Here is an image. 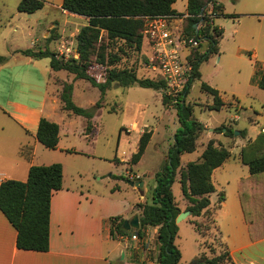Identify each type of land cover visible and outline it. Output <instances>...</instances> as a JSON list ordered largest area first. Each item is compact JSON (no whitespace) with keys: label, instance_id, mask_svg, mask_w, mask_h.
<instances>
[{"label":"rangeland","instance_id":"obj_1","mask_svg":"<svg viewBox=\"0 0 264 264\" xmlns=\"http://www.w3.org/2000/svg\"><path fill=\"white\" fill-rule=\"evenodd\" d=\"M20 1L0 0V55L6 57V61L0 65V105L12 112L16 102L34 104L33 101L42 99L47 85H50L52 95H58L63 84L69 82L74 85L73 99L76 104L85 108L92 107L101 97L97 87L85 79L75 78L74 74L66 70L54 72L50 58L34 59L22 53V50L27 49L49 48L59 56L79 57L77 53L79 30L76 27L78 26L79 29L82 27L83 19L76 17L74 13L63 12L61 8L63 0H44V7L34 13L19 11ZM240 5L242 4L237 5L238 12L235 13L238 15L237 18H229L227 21L225 18H220L221 21H225V30L219 52L213 53L209 59L200 64L201 81L217 88L224 97L225 105L220 111L209 109L213 98L201 89V81L198 80L192 84L187 98L194 107L195 118L205 127L200 132L198 144L211 132L221 134L223 125L232 128L234 132L248 127L249 118L264 125V89L251 81L257 64L263 65L264 62V20L261 22L253 16L243 15L247 9ZM176 6L183 11L182 14L185 13L184 1L179 0ZM52 22L59 23V26L57 28L54 26L51 31L49 37L52 40L48 38L45 40L42 35ZM102 44L104 46L107 44L105 32H101L93 48L95 56L91 58L93 66L89 70L91 75L100 81L104 80L106 73V66L97 64L96 57L99 52H103ZM123 45L122 41L111 43L109 48H105L104 53L117 54L120 57L117 62L118 67L134 69L139 78L158 79V73L147 65L151 48L146 40L139 51L129 46H124V50H120ZM205 50H207L206 44L201 48V51ZM254 52H258L257 60L252 56ZM117 85L113 84L106 92L102 101L103 106L96 110L94 124L98 127L90 140L73 133L65 136L67 112L60 109L57 115H51L58 120H65L62 144H70L72 148L89 152L87 156L80 158L81 169L85 172L82 180L100 191L108 190L113 186L116 181L112 175L123 174L135 180L137 177L133 174L139 173L147 187L155 184L156 173L167 161L175 133L181 126L174 105H164L163 96L169 95L177 99L182 91L171 90L169 93L171 88L168 85L159 90L138 85L130 87ZM233 94L239 97L241 103L232 96ZM134 122L140 125V133L152 130L153 135L140 161L131 164L130 159L137 151L139 142L138 133L130 131L131 128L136 127L133 125ZM81 123L78 119L77 127H81ZM239 136L240 133L230 138L223 136L226 142L222 140L220 142L230 146V142ZM200 147L198 151L201 150ZM42 149L47 153H56L44 147ZM239 150V147L235 149L236 152ZM194 157H185L184 160ZM67 165L66 176L71 179L74 166L71 162ZM233 176L230 175L228 180L232 181ZM173 192L176 202L182 204L184 199L178 180L173 183ZM191 219L192 217L187 216L176 222L178 227L176 243L182 252V264H193V253L200 251V235L191 223ZM200 223L205 251H224L219 234L214 230L211 213H206ZM114 243L118 248L124 245L123 241L118 239ZM126 259L133 264H143L129 255Z\"/></svg>","mask_w":264,"mask_h":264},{"label":"trees","instance_id":"obj_2","mask_svg":"<svg viewBox=\"0 0 264 264\" xmlns=\"http://www.w3.org/2000/svg\"><path fill=\"white\" fill-rule=\"evenodd\" d=\"M176 0H63L62 9L70 13L88 17V23L79 29L77 34V53L75 55L59 56L57 52L46 49H27L22 53L34 59L50 58V65L54 71L66 70L75 75V78L85 79L100 90V99L89 108L82 107L73 99L74 85L69 82L63 84L59 92L62 109L72 114L86 118V133L90 134L95 124L93 118L96 110L103 106L102 101L106 92L113 84L130 87L138 85L155 90L165 87V81L160 76L158 79L139 78L132 68L118 67L120 57L117 54L105 55V48L110 44L122 41L124 46L142 49L144 42V28L147 16L181 15L174 7ZM213 3V12L216 17L224 15L223 6L218 0H189L188 14L184 19L183 28L188 36L201 37L204 41L190 51L189 60L194 64V80L190 81L176 99L169 95L163 96L164 105H174L181 126L174 136V143L170 148L167 161L162 169L156 173V185L151 192V201L138 202L135 208L140 212V227L138 232L143 235L149 226H158L160 249L158 253H150L149 260L158 264H180L181 250L175 240L178 235L176 218L181 212L173 193V183L176 180L178 169L181 167V156L184 153L193 152L197 149V140L200 132L205 128L194 116V107L187 102V96L195 80L201 78L200 64L209 56L218 51V44L223 35L222 29L214 24V19L207 12L208 3ZM44 0H21L18 9L21 12L34 13L42 9ZM205 8V9H204ZM228 17H237L236 14H225ZM201 23L199 32L195 25ZM101 32L106 33L107 44L101 49L97 57V64L106 66L105 78L98 80L89 72L93 66L91 58L95 56L93 48L98 41ZM48 39H51L49 37ZM52 40V39H51ZM206 44L207 50L201 51L202 45ZM100 50V49H99ZM99 60V61H98ZM6 61V57L0 55V65ZM252 82L264 89V68L257 64ZM201 89L213 98L209 109L219 111L225 105L220 92L205 81L201 82ZM264 114V109H263ZM234 136L232 128L223 125L221 132ZM60 125L56 121L41 117L37 129L38 140L49 149H56L59 143ZM153 131L145 130L139 139L138 149L133 153L130 163L136 164L144 155L152 138ZM211 139L204 149L200 160L190 161L185 167H181L182 192L190 205L187 207L195 216L211 213L209 210L210 195L216 191L212 180L213 171L220 167L231 157V151L226 146ZM21 153L31 158L33 148L25 145ZM241 159L249 166L250 173L256 175L264 172V133H260L254 141H250L241 151ZM118 162V159H116ZM63 165L60 162L51 164L32 165L26 180L5 179L0 182V210L5 214L10 223L17 230V247L23 250L45 252L50 248V218L51 201L53 194L63 187ZM123 181L130 178L126 175L115 176ZM135 179V178H134ZM135 180H141L136 178ZM225 194L220 193L222 200ZM125 218L114 216L111 218L112 235L127 234L130 230L125 229ZM200 234V221H193ZM214 223V219H213ZM223 245V244H222ZM204 247V246H203ZM225 248V247H224ZM212 256L203 252L196 260V264H230L232 257L227 248L217 253L211 250ZM135 254L134 260L139 261ZM143 264L145 260L139 261Z\"/></svg>","mask_w":264,"mask_h":264},{"label":"crops","instance_id":"obj_3","mask_svg":"<svg viewBox=\"0 0 264 264\" xmlns=\"http://www.w3.org/2000/svg\"><path fill=\"white\" fill-rule=\"evenodd\" d=\"M178 1L176 0L173 7L181 15L187 14L189 0H182L186 3L185 13L183 14V11L176 6ZM218 2L223 6L224 15L214 19V24L223 31L216 53L219 52V46L224 37L225 21L229 18H237L228 17L225 14L237 13L239 3L242 4L241 7L247 9V12H243V15L253 16L261 22L264 20V0H218ZM62 10L66 14L70 13L67 10ZM75 16L83 19L84 24L82 26L88 23V17L78 14H75ZM220 18L226 20L221 21ZM54 26L57 28L59 23L52 22L48 26V29L42 35L45 40L49 38ZM76 29L79 30L78 26ZM235 32L238 33V30L235 29ZM252 56L257 60L258 52H254ZM259 66L264 68V62L263 65ZM197 80H202V73L201 78ZM232 96L241 103L239 97L234 94ZM221 97L224 99L223 95ZM187 102H189L188 99ZM33 103L16 102L13 105L14 110L12 112L0 105L2 108L0 109L2 112L0 114V182L5 179L26 180L32 165L60 162L63 165V187L52 196L50 248L48 251L41 252L18 248L16 244L17 230L0 210V264H133L126 259L127 255L132 256V252L125 249V243L123 242L124 245L120 248L114 243L116 239L119 241L120 239L118 235L116 238L112 235L111 218L123 216L125 219H131L134 215L140 217V212L135 208V205L138 202L151 201V192L156 182L149 187L144 182V189L140 190L123 180L116 179L115 176L117 175H112L116 182L108 190L94 189L88 182L82 180L85 172L80 166L81 156H87L86 154L89 152L72 148L70 144H62V131L65 120L62 118V120H58L51 116L57 115L58 110H63L59 94L52 95L50 85H47V90L42 99L35 100ZM50 104L52 105L50 106ZM65 112H67L65 136L73 133L84 137L86 140L93 138L98 125L95 124L94 130L87 134L86 118L68 111ZM41 117L56 121L60 125L58 147L50 149L56 153L44 151L43 147L49 148L45 147L37 138L36 134ZM95 117L96 115L93 121ZM78 119L82 122L81 127L76 125ZM248 123L249 128L243 127L245 130H239L240 136L235 137L230 142V146L220 142L221 140L226 142L225 136L230 138L225 134L226 129H223L221 134L209 133L208 137L202 139L199 144L198 138L197 149L181 156V167H185L190 161L200 160L207 143L211 139L216 141V145L222 144L231 151V157L212 173L216 191L210 195L211 204L209 207L214 219V230L218 232L223 246L229 250L232 257V263L230 264H264V172L252 175L249 166L241 159V151L247 142L254 141L263 132L264 125L257 121L253 122L250 118ZM133 125L136 127L131 128L130 131L137 132L140 139L141 127L138 122H134ZM223 136L224 138H222ZM25 145H30L33 148L31 158L21 153L20 149ZM199 146H201V150L198 151ZM238 147L240 150L236 152L235 149ZM190 156L195 157L184 160L185 157ZM69 162L74 166L71 179L66 176V165ZM181 167L176 175V180L179 182ZM133 175L142 180L139 173ZM230 175H234L232 181L228 180ZM222 192L225 197L221 200L220 193ZM183 199L182 204L176 202L181 211L188 210L187 207L190 205L184 194ZM188 217H192L190 221L194 225L193 221H200L205 218V215L195 216L191 214ZM147 228L152 238L157 236L159 232L157 226ZM199 235L200 251L193 253L192 258L194 261L203 252H206L203 247L202 234L199 233ZM176 245L178 246L177 243ZM216 252L219 253V251ZM206 253L208 256L213 255L212 252ZM148 254V252L142 251L143 257H147ZM181 260L180 264H182ZM145 261L146 264H158L155 261Z\"/></svg>","mask_w":264,"mask_h":264},{"label":"built area","instance_id":"obj_4","mask_svg":"<svg viewBox=\"0 0 264 264\" xmlns=\"http://www.w3.org/2000/svg\"><path fill=\"white\" fill-rule=\"evenodd\" d=\"M213 9V3H209L207 12L215 19L216 14ZM187 16L188 13L145 17L144 41L146 40L151 48L147 65L158 73L157 76L163 78L165 85L171 88H168L169 93L171 90L183 91L184 87L194 80V64L189 60V54L204 41V38L188 36L184 32L183 22ZM196 25L198 29L201 23ZM138 229L133 228L127 234L118 235V238L125 243L127 250L136 255L137 259L149 260L150 253L159 252L161 246L159 232L152 238L148 228L143 235L139 234ZM142 251L148 252V256L143 257Z\"/></svg>","mask_w":264,"mask_h":264},{"label":"water","instance_id":"obj_5","mask_svg":"<svg viewBox=\"0 0 264 264\" xmlns=\"http://www.w3.org/2000/svg\"><path fill=\"white\" fill-rule=\"evenodd\" d=\"M195 28H196V32L198 33L197 25H195ZM237 134H239L238 130L235 131V135H237ZM127 183L138 188V189H140V190L144 189V181H142V180L129 179V180H127ZM191 214H192V212L190 210L181 211L176 218V222H180L181 220L185 219L187 216H189ZM124 226H125V229H127V230H131L133 228L138 229L140 227L139 216L134 215L131 219H125ZM195 262L196 261H194L193 264Z\"/></svg>","mask_w":264,"mask_h":264}]
</instances>
